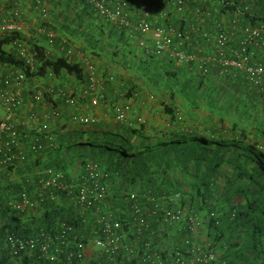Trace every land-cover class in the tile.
<instances>
[{
	"label": "trees",
	"instance_id": "1",
	"mask_svg": "<svg viewBox=\"0 0 264 264\" xmlns=\"http://www.w3.org/2000/svg\"><path fill=\"white\" fill-rule=\"evenodd\" d=\"M203 1L206 5L202 7L211 11L207 17L216 19L220 13L231 15L237 11L241 29L264 23V9L255 12L243 0H186L185 10L179 11V15H172L171 11L161 19L166 25L189 33L192 44L215 43L211 36L215 31L203 29L198 22L206 15L193 7L201 6L199 3ZM42 2L50 6L47 18L35 9L37 0L2 1L6 13L19 4L24 12L30 3L31 12L38 19L31 32L28 29L0 32V68L21 69L28 81L51 73L85 80V67L80 61L69 59L65 50L57 55L48 52V37L38 30L44 27L57 33L53 44L59 47L75 46L93 58L121 57L126 62L131 58L135 61L131 70L138 82L149 92L162 94L164 100L158 113L143 122L132 117L130 111L117 129L105 128L101 123L91 127L68 122L51 126L42 135L41 148H31L33 136L25 141L23 159L5 161L10 152L0 146V264H56L39 246L32 253L25 250L14 253L10 236L46 239L53 249L58 246L65 252L69 250L68 253L77 250L76 241L95 238L98 212L78 202L79 185L89 180L87 165L91 162L109 173L110 193L105 198V207L110 208L116 219L133 218L130 212L124 213L125 207L130 211L133 204L129 200L131 191L138 193L137 203L143 210L156 206L147 201L145 194L159 198V204L165 194L169 195L163 209L156 208L159 215L149 218V229L139 239L141 245L152 242L166 255L164 243L171 233L184 228V237L187 232L185 221L170 226L160 219L162 213L165 209L192 208L202 215L201 229L206 230L220 259L228 264H264V101L260 94L249 89L244 72L215 63L209 65L212 74L205 76L197 63L177 65L170 56H132L137 51L128 44L126 32L107 22L86 0ZM153 4L148 6L149 10ZM131 10L140 13L137 7ZM193 26L197 30L193 31ZM17 40L28 45L36 59L34 67L7 48ZM230 45L236 46L233 35ZM256 49L259 55V46ZM221 68L226 73L216 80L215 76L222 74ZM133 89L137 92L134 87L124 92L131 96ZM28 92L32 94L30 89ZM25 93L22 92L23 103L15 109L18 114L29 102ZM31 99L33 102L32 95ZM45 100L51 102V94L46 93ZM50 170L62 173V182L68 187L46 185ZM221 171L224 182L220 181ZM69 225L72 229L67 228ZM125 228L133 232L130 225ZM127 239L130 244L132 237L129 235ZM94 256L79 260L74 255L70 264H98ZM62 258L58 264L69 263L66 254Z\"/></svg>",
	"mask_w": 264,
	"mask_h": 264
},
{
	"label": "built area",
	"instance_id": "2",
	"mask_svg": "<svg viewBox=\"0 0 264 264\" xmlns=\"http://www.w3.org/2000/svg\"><path fill=\"white\" fill-rule=\"evenodd\" d=\"M40 3V0H37ZM92 8L102 16L107 22L114 24L116 27L124 28L130 37H135L140 50L147 55H157L160 57L170 56L176 59L178 63L190 62L195 59V55L185 50V43L189 39V35L183 31L177 30L172 25H159L153 31L152 42L148 40L146 35L150 33V22L148 19V6L160 0H86ZM165 2L162 10L159 13L161 18L167 17L171 9L177 7L182 10L185 0H161ZM137 7L141 15L135 21L132 19L131 8ZM168 5V7H166ZM15 15H19V11H15ZM23 25L14 20H2L1 31H20ZM140 34V36L138 35ZM245 39L237 48H231V36L229 31L222 29L215 37L217 45L216 58L222 61L225 65L234 66L245 72L247 79L264 89V23L259 26H246L243 29ZM50 37L54 36L53 32L49 33ZM206 36H208L206 34ZM210 36V35H209ZM263 46V60H256L255 51L251 45ZM175 45V46H174ZM16 48L22 56L28 55V50L24 42L17 41ZM70 53V51H69ZM214 57V58H215ZM91 70V80L93 76L94 66H89ZM208 71V68H205ZM26 74L22 71H0V108L6 110V116L0 121V135H5L3 138V148H7L10 154H7L5 161L13 158L23 159L24 150H19L20 139L16 127L15 115L16 107L21 106L24 101L22 96L23 83L26 80ZM34 97L36 101H41L43 98V90L41 83L37 82L34 85ZM68 103H74V99L68 96ZM97 102L96 100L94 101ZM130 108L128 104L116 106L118 119L126 117L127 110ZM48 115H38L31 112L24 119H19V125L28 127L31 122L36 123L33 126L30 146L33 150L42 147V135L50 129L48 123ZM83 122L93 121L90 117H82ZM49 138L52 137L49 135ZM2 149L0 148V151ZM87 171L90 178L87 182L79 185L78 202L87 208H96L98 214L96 218L95 238L85 242L84 240L76 241L77 250L74 252H65L63 249L51 246V241L44 239L41 241L38 237L24 239L19 236H10L9 243L13 247V252L18 253L20 250L33 252L34 248L40 247L44 255L50 258L51 261L58 264L62 261V255L66 254L69 261L74 255L79 260H84L88 256V247L96 253L98 264H218V254L215 252L211 243L207 245L200 244L192 238V234L198 232L203 225V217L194 209L175 210L165 209L160 219L168 223L170 226H176L185 221L186 230L189 234L185 236L180 247H166L167 254H162V249H156L152 242L140 244L141 235L149 229V223L152 216H158L156 208L163 209V205L169 199V195L163 196L162 204L157 202V197L145 194L144 197L149 202L156 203L154 208H143L137 203L138 193L131 191L129 200L133 201L129 214L133 218L116 219L115 215L110 211V208L105 207V198L110 193L109 173L103 171L97 163L91 162L87 165ZM62 173L50 170V178L45 181L46 185L60 184L61 188H67L68 185L62 182ZM100 176L101 179H100ZM140 196V194H139ZM158 209V210H159ZM151 210V211H150ZM128 224L133 229L131 232L125 228ZM72 229V226H67ZM132 237V242L128 244V236ZM134 236V237H133ZM66 234L63 235L65 240ZM76 238V237H75ZM221 264H228L223 260Z\"/></svg>",
	"mask_w": 264,
	"mask_h": 264
},
{
	"label": "crops",
	"instance_id": "3",
	"mask_svg": "<svg viewBox=\"0 0 264 264\" xmlns=\"http://www.w3.org/2000/svg\"><path fill=\"white\" fill-rule=\"evenodd\" d=\"M250 2L249 6L252 8H255V12L258 11H262V8L264 9V2ZM48 4V3H47ZM47 4L44 3V5L46 6ZM163 5H165L164 3H160L159 1L155 4H153V8H150V13L148 15L149 17V22H150V26H151V31L153 32V30L156 28L155 26L159 25V24H163V20L159 17V12L162 10ZM49 4L46 6L49 9ZM208 8V7H205ZM38 10V8H36ZM204 7H200L197 10L200 11L201 14L204 13L205 15V10L203 11ZM25 10L30 12V20H32L34 18V21H31V25H33L35 23V17H36V13L35 12H31V6L30 3L26 4L25 8H24V12ZM6 9L4 7V5L2 4V2H0V14L2 16H4L5 18H9L11 17V11L9 10L6 13ZM50 11V9H49ZM176 12V13H175ZM178 13H180L179 11H176V9L172 12V15H179ZM210 13V12H209ZM132 16L134 17V20L138 19L141 14L136 12V11H132ZM214 16V14H213ZM26 18H29L27 14H25ZM172 17V16H171ZM223 18H225V16H223ZM223 18H221L223 20ZM230 18V17H227ZM196 21H198V18H196ZM205 21V22H203ZM199 23H201L200 25L203 24L202 28L207 30H212V31H217L219 30V28L216 25V22H218V20H216L215 18H211V17H203L202 19H200L198 21ZM198 23V24H199ZM180 25V22L178 23ZM177 24V25H178ZM190 24V23H189ZM191 24H196V23H191ZM190 24V25H191ZM241 24V22L238 19H234L231 20L229 22V30L231 31L232 35H233V40H234V44L238 45L240 44L243 40L244 37L241 33V28L239 27ZM251 24V23H250ZM175 25V24H174ZM178 25V26H179ZM252 25V24H251ZM28 26H30L28 24ZM197 27V26H196ZM195 26L192 27V30L195 31L197 30ZM199 28V27H198ZM214 32V33H215ZM43 35V34H42ZM46 34H44L45 36ZM151 34H148L147 36H150ZM191 44V45H190ZM189 47L188 50L190 52H194L197 55V60L195 63H197V65L201 66L203 64V59H205L207 56L214 54V48L213 46L207 45L203 42H190L189 43ZM10 45L7 46V48L9 49ZM46 46L48 47V52L50 54L53 55H57V54H62V47L57 46L56 44H48V42L46 43ZM11 50V49H10ZM259 50V49H258ZM77 53H79V56L77 58H75V61H80L83 66L85 67V65L87 64V61L85 59V54H83L82 52L78 51ZM133 55H137V57H139L141 54L137 52V54L132 53ZM136 57V58H137ZM134 58V57H133ZM95 62L96 66H97V75H98V79H101L102 83H99L98 87H97V92L102 94L104 96V100H102V104L97 106V107H92L90 105L89 102V97H87V95L84 94V91L87 87V79H85L83 82H81L82 80L77 79L75 76H68V77H57L55 75V77H53L54 75L49 74L46 75L43 81L42 79H39L40 82L44 83V91L50 92L47 94H51L52 97V101L49 103H43V104H39L37 102H31V93L28 92V84L25 86L26 90H25V98L26 96H29V102H27V104L24 105L23 109L21 110L19 117L25 116L26 114H28L29 112H36L38 115H48V120L51 124L52 127L54 126H58L60 123H62V125L65 122H68L70 125H75V124H79L78 122H75L72 120L73 115H82V114H94L96 116H99V120H104V119H112L115 120L114 117V111H113V103L115 102H122V101H130L134 106L132 107V117L136 116V115H145L146 118H150L153 115L157 114L160 105H156V103L150 102L151 98L149 97V94H147V99L148 101H146L145 98H141L140 100H136L135 102H133L132 97L134 95H138L141 92V83L138 82L137 78H136V74L134 73L133 70H131L132 66H130L133 62L131 58H129V62H124L123 60L121 62L127 65H129V68L124 67L123 64L119 63V61H116V59L113 58H108V57H94L93 59H91ZM131 61V62H130ZM201 63V64H200ZM113 75L115 77L114 80H110V76ZM66 78H70L69 80V84L65 83V79ZM223 78V75H218L215 76L216 80H221ZM135 84V86H134ZM237 85V83H236ZM235 86V84L232 85V88ZM129 87H134L137 89V92H134L133 89V95L131 96H124V91L128 90ZM32 88V87H31ZM66 89L68 91L71 92H77V98H78V104L75 107H70V106H65L62 103V97H59L56 94H53L51 91L52 89ZM127 88V89H126ZM251 88V89H250ZM250 90L254 91L257 95H259L260 93L256 90L255 87L250 86ZM140 89V90H139ZM255 89V90H254ZM249 91V90H248ZM253 92V93H254ZM30 93V94H29ZM24 96V95H23ZM263 101H264V96L261 94L259 95ZM53 99L55 100V102L53 103ZM48 102V101H47ZM57 102V103H56ZM56 103V108H51L52 106H54V104ZM32 107H34V109H32ZM61 109V111H60ZM59 110V112L57 111ZM6 110L4 108H0V120L2 118H5L6 116ZM54 114L56 115H60L59 117L54 116ZM47 120V118H46ZM47 120V121H48ZM116 121V120H115ZM80 125V124H79ZM36 126V123L31 122V124H29V126L25 127V131H27V133L32 130V127ZM83 126V125H81ZM83 127H88V126H83ZM20 135V139H21V146L19 148V150H26V145H25V141H27L28 137H25V135L23 136L21 133H19ZM4 144L3 141V136L0 135V146H2ZM223 171H221L220 173V181L224 182L225 180V175L222 173ZM223 175V176H221ZM96 253L90 248L88 247V255L91 258H94Z\"/></svg>",
	"mask_w": 264,
	"mask_h": 264
},
{
	"label": "clouds",
	"instance_id": "4",
	"mask_svg": "<svg viewBox=\"0 0 264 264\" xmlns=\"http://www.w3.org/2000/svg\"><path fill=\"white\" fill-rule=\"evenodd\" d=\"M1 2L2 1H5V0H0ZM161 1V0H160ZM243 1H245L246 3H250V2H257V1H259V0H243ZM264 1V0H263ZM162 2V1H161ZM185 2H186V0H185ZM164 6V5H163ZM21 8H22V5H21ZM21 8H20V6H17L16 8H12L11 9V17H9V18H5L4 16H2L1 14H0V27H1V22H2V20H14V21H18V22H20L22 25H23V29L22 30H20V31H24L25 29H27L28 27H27V25L29 24L30 25V23L27 21V19L28 18H26L25 17V14H24V12H21L20 10H21ZM36 8H38V10L36 9ZM35 9L37 10V11H39L41 14H42V16H43V18H47V17H49V9L48 8H46V6L44 5V2H42V0H40V3H38V1H37V3H36V6H35ZM176 9V11H182V10H185V5H184V8L182 9V10H179V9H177V7H174L173 9H171V11H174ZM19 11V15L18 16H16L15 15V11ZM205 10V15L206 16H209V15H211V11L209 10V9H207V8H204L203 9V11ZM137 11H139L140 12V10H137ZM171 11H170V13L169 14H171ZM210 12V13H209ZM141 13V15H143V13H142V11L140 12ZM148 13H150V10L148 11ZM160 13V12H159ZM223 14V13H222ZM149 15V14H148ZM203 15H204V13H203ZM223 16V15H222ZM224 16H229V15H225L224 14ZM148 17V16H147ZM160 17V16H159ZM161 18V17H160ZM221 18H223V17H219L218 19L220 20V22H219V20L216 18V20H218V22H216V25H217V27L219 28V30H217L216 32H215V34H213V35H211V36H213L214 37V39H215V37L217 36V34L222 30V29H224V30H227V31H229V34H230V36H232V33H231V31L229 30V27H231V26H229V25H227V24H229V23H226V22H224V25L221 23V22H223V20H224V18H223V20L221 19ZM132 19L134 20V17H132ZM148 19H149V17H148ZM234 19H237V18H234ZM234 19H232V20H234ZM239 20V19H238ZM135 21V20H134ZM203 22H205V21H203ZM163 24H165V23H163ZM163 24H159V25H163ZM261 24H263V23H261ZM260 24V25H261ZM159 25H157V26H159ZM157 26H155L156 28H157ZM250 26H254V25H250ZM257 26H259V25H257ZM116 27V26H115ZM246 27V26H245ZM120 28V27H119ZM125 32H126V34L128 35V33H127V31L124 29V28H122ZM39 32H41L42 34H46V36L48 37V44H53L54 43V39H55V36H57V33L55 32V31H53V30H50V29H47V28H44V27H40L39 29ZM154 31V30H153ZM0 32H3V31H1L0 30ZM50 32H53L54 33V36L53 37H50L49 36V33ZM184 32V31H183ZM206 32H210V31H206ZM185 33H187V32H185ZM211 33V32H210ZM241 33H242V35H243V29H241ZM148 34H151L150 36H147ZM147 35H146V37L148 38V40L150 41V42H152V38H153V32L151 31V27H150V33H148ZM188 35H189V39H188V41L185 43L187 46L185 47V50H187L188 52H190L189 50H188V47L191 45H189V43L191 42V38H190V34L189 33H187ZM139 36H140V34H138ZM128 37L130 38V40H128V42L129 43H131L130 45H133L134 47H135V49H136V51L138 52V53H140L141 54V56H144V57H151V56H156V57H160V56H157V55H147V54H145V52L144 51H142V50H140V48H139V46H138V42H137V40H136V38L135 37H130L129 35H128ZM243 37H244V35H243ZM244 39H245V37H244ZM17 41H22V42H24V44H25V47H26V49L28 50V55L27 56H22L21 55V53L17 50V48H16V42ZM16 42H14V43H12L9 47V49H11V50H13V51H15L16 52V54L20 57V58H23V59H25L26 60V62H27V60H29L30 58H31V60H32V62L31 63H28L27 62V64H29V65H31L32 67H34L35 66V63H36V59L33 57V55H32V53L30 52V49H29V47H28V45L26 44V42L24 41V40H17ZM46 43V42H45ZM242 43V42H241ZM240 43V44H241ZM240 44H238V45H236L234 48H237V47H239V45ZM175 46V45H174ZM210 46H213V48H214V54H212V55H209V56H207L205 59H203L204 60V62H205V65L204 64H202L200 67H201V71H202V73L205 75V76H207V75H209V74H212V72H210V67H209V65L210 64H215V63H219L220 65H222V67H230L231 65H225L222 61H220L219 59H217L215 56H216V54H217V45H216V41H215V43H212V44H210ZM231 46V45H230ZM259 45H255V44H252V49L255 51V57H256V60L258 61V60H263L262 59V55H263V46H259V48H260V53H259V55H257L258 54V51H257V49H256V47H258ZM13 48V49H12ZM231 48H233V47H231ZM62 50H65V55L69 58V59H72V60H75L74 59V55H75V53H76V50H75V48H74V46H70V45H67V47L66 48H64V47H62ZM69 51H70V53H69ZM191 53H193L194 55H195V59L194 60H192V61H190V62H181V63H178L177 61H176V59L174 58V60H175V63L177 64V65H181V64H187V63H195L196 62V60H197V55L194 53V52H191ZM132 54V53H131ZM84 57H86L85 59H86V61H87V64L85 65V79H87V81H88V83H87V87H86V89H85V91H84V94L85 95H87V97H89V102H90V105L92 106V107H97V106H99V105H101L102 104V100H104V96L102 95V94H100V93H98L97 92V87H98V85H99V83H102V81H101V79H98V75H97V66H96V64H95V62L93 61V60H91V59H93V57H91V56H87V55H85ZM215 57V58H214ZM160 58H163V57H160ZM120 61L119 60H117L116 59V61H119V63H121V64H123L124 65V63L123 62H121L122 61V58L120 57ZM125 62V61H124ZM134 63V62H133ZM132 63V64H133ZM132 64L130 65V66H132ZM201 64V63H200ZM90 65H93L94 66V70H93V76H94V78H95V80L94 81H92L91 80V70H90V68H89V66ZM125 67V66H124ZM231 67H233V68H235V69H238V68H236V67H234V66H231ZM127 68V67H126ZM205 68H208V71L206 72L205 71ZM10 70H12V71H22L21 69H18V70H13L12 69V67H8V68H4V67H1L0 68V71L1 72H8V71H10ZM240 72H244V71H242V70H240V69H238ZM225 70L223 69V68H221L220 69V71H219V73H222V74H218V75H223L224 76V74L226 73V72H224ZM22 72H24V71H22ZM224 72V73H223ZM25 73V72H24ZM26 74V73H25ZM52 75H54L53 73H51ZM244 74H245V72H244ZM217 75V76H218ZM26 80H25V82L23 83V91L22 92H24L25 90H26V88H25V86L28 84V89H30L31 91H32V98H33V100H34V102H37V103H39V104H43V103H45L46 104V100H45V95H46V91H44V86H45V84L44 83H42L43 81H44V78L45 77H35V78H33L31 81H28L27 79H28V76H27V74H26ZM53 77H55V75L53 76ZM43 78V81L42 82H40L39 81V79H42ZM245 78H246V80H247V83H248V86L250 87V86H253V87H255L256 88V90L261 94V95H263L264 96V89H261L260 87H258L257 85H255V84H253V83H251L248 79H247V77H246V74H245ZM115 79V77L113 76V75H111L110 76V80H114ZM84 81V80H83ZM37 82H39V83H41V85H42V90H43V98H42V100L41 101H36L35 100V97H34V94H35V92H34V85L37 83ZM85 82V81H84ZM32 87V88H31ZM251 89V88H250ZM255 90V89H254ZM53 94H56V95H58L59 97H62V102H64L67 106H70V107H75V106H77V104H78V98H77V95H75L74 94V92H71V91H68V90H66V89H63V88H60V89H52V91H51ZM31 93V92H30ZM47 93H50V92H47ZM23 95V94H22ZM68 96H70L71 98H73L74 99V103H68L67 101H66V99L68 98ZM124 96H126L127 97V95H126V93L124 92ZM149 97L151 98V99H153L154 97H155V95L153 94V93H151L150 95H149ZM97 101L96 103L94 102V101ZM53 101H55L54 99H53ZM54 103V102H53ZM126 104H128L129 106H130V108L127 110V113H126V116L128 115V113L130 112V111H132V107H134V106H132L133 104L130 102V101H122V102H115V103H113V111H114V117H115V120H116V122H121V119H118L117 118V113H116V106H118V105H126ZM52 107H54V108H56L57 106H52ZM29 113H31V112H29ZM28 113V114H29ZM34 113H36V112H34ZM20 114V113H19ZM19 114L17 113L16 115H15V121H16V127H17V130H18V135H19V133H21L23 136L25 135V137H28V140L33 136V134L31 135V131L32 130H30L28 133H27V131H25V127H22L21 125H19V119H24V117L25 116H27L28 114H26L25 116H22V117H19ZM82 117H90L91 119H93V121H90V122H83L82 120H81V118ZM126 118V117H125ZM124 118V119H125ZM135 118L138 120V122H143V121H145L146 119L144 118V116H142L141 114L139 115H136L135 116ZM4 118H2L1 120H3ZM0 120V121H1ZM72 120L73 121H75V122H78L80 125H83V126H93L94 124H96V123H101V124H103V122H101L102 120H99V116H96V115H94V114H90V113H87V114H82V115H73V118H72ZM123 120V119H122ZM48 122H49V120H48ZM50 123V122H49ZM103 126L105 127V128H107L108 126H107V124H103ZM50 127H51V125H50ZM113 127V126H112ZM33 128V127H32ZM19 139H20V135H19ZM31 140V139H30ZM20 142H22L21 141V139H20ZM20 146H21V144H20ZM190 209H192V208H190ZM188 210V209H187ZM184 229V228H183ZM186 230V229H185ZM200 230H201V228H200ZM199 230V231H200ZM198 231V232H199ZM186 235L187 234H189V232H188V230H186ZM198 232H196V233H194V234H192L191 236H192V238H194V240L195 241H197L198 242V240H197V238H196V234H198ZM185 235V236H186ZM185 236L183 237V238H185ZM182 241H183V239L181 240V242H180V244L179 245H176V244H174L172 247L173 248H175V247H180L181 245H182ZM210 241L208 240L207 241V244L209 243ZM198 243H200V242H198ZM211 243V242H210ZM200 244H202V243H200ZM207 244H205V245H207ZM166 247H169V248H171V246H166ZM215 250V249H214ZM216 252V251H215ZM217 253V252H216ZM218 254V253H217ZM218 259H219V263L218 264H220L222 261H223V259H220V256L218 255Z\"/></svg>",
	"mask_w": 264,
	"mask_h": 264
},
{
	"label": "rangeland",
	"instance_id": "5",
	"mask_svg": "<svg viewBox=\"0 0 264 264\" xmlns=\"http://www.w3.org/2000/svg\"><path fill=\"white\" fill-rule=\"evenodd\" d=\"M199 4H202L201 6H193L194 7V9H198V8H200V7H202L203 5H206V2H201V3H199ZM19 6H20V8H21V4H19ZM216 7H218L217 5L215 6V9L217 10V8ZM205 8V7H204ZM238 12L236 11V12H234L233 14H231V15H229V16H225V18H224V20H223V22H221L223 25H224V22H226V23H229L232 19H234V18H237V19H239L240 18V16H239V14H237ZM24 14H27L28 15V19H27V21L30 23V26H28L27 25V31L28 32H31V27H36L37 26V19L38 18H36L35 17V23L33 24V25H31V21H34V18L32 19V20H30V12L29 11H27V10H25V12H24ZM224 16V14H222V13H220L219 14V16H221V17H223ZM227 17H230V18H227ZM218 19V18H217ZM219 20V19H218ZM219 22H220V20H219ZM36 25V26H35ZM27 32V33H28ZM128 44L130 45L131 43H129L128 42ZM71 45H73V44H71ZM74 48H75V46H74ZM13 49V48H12ZM75 50H76V53H75V55H74V59L75 58H77L78 56H79V53H77L79 50H77V48H75ZM86 58V57H85ZM118 58V60L120 61L121 59H120V57H117ZM27 62L28 63H31L32 62V60H31V58L29 59V60H27ZM69 80H70V78H66L65 79V83L66 84H69ZM81 82H83V81H81ZM140 90V89H139ZM141 92L142 93H140L139 94V96L138 95H134L133 97H132V100H133V102H135L136 100H140V97L143 99V98H145L146 99V101H148V99H147V94H151L152 92H149V90L147 89V87L144 85V84H142L141 85ZM74 94L75 95H77V92H74ZM155 95V94H154ZM164 100V97H162V94H158V95H155V97L153 98V99H151V101L150 102H153V103H156V105H160V108H161V103H162V101ZM65 106H67L64 102H62ZM51 108H54V107H51ZM159 108V109H160ZM58 112H59V110H57ZM60 111H61V109H60ZM159 111V110H158ZM158 113V112H157ZM54 116H56V117H59L60 115L58 114V115H56V114H54ZM142 116H144V118L145 119H147L146 118V116L145 115H142ZM101 122H103V124H107V126L108 127H111V128H113V129H117L119 126H120V123L119 122H116L115 120H112V119H109V120H107V119H104V120H102ZM113 126V127H112ZM88 127H91V125L90 126H88ZM186 208H189V207H186ZM129 209H128V207L126 206L125 207V209H124V213H129L130 211H128ZM187 210V209H186ZM175 229H176V227H175ZM184 229H179V230H175L174 232H172L171 233V235L169 236V238L165 241V243H164V245H166V246H172L173 245V243L174 244H176V245H179L180 244V240H181V238L183 237V235H184V231H183ZM196 238H197V240H198V242H200V243H202V244H207V241L208 240H210V239H208V237L206 236V230H204V228L203 229H201L199 232H198V234H196ZM173 242V243H172ZM163 245V246H164Z\"/></svg>",
	"mask_w": 264,
	"mask_h": 264
}]
</instances>
